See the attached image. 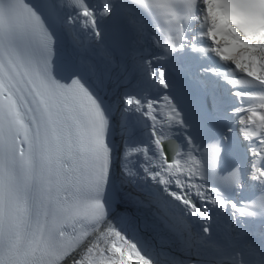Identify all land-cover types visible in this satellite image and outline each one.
<instances>
[{
    "label": "bare ground",
    "instance_id": "bare-ground-1",
    "mask_svg": "<svg viewBox=\"0 0 264 264\" xmlns=\"http://www.w3.org/2000/svg\"><path fill=\"white\" fill-rule=\"evenodd\" d=\"M195 19L198 29H204L206 24L213 22L211 10L203 6ZM75 21L70 27L72 28L74 25L73 30H79L81 34L74 41L75 46L73 48L75 49H73V52L76 54V50H81V53L77 55L81 70L87 75L91 86L96 91L110 98L111 108L114 112L122 108L128 114L133 115L134 107L144 106L146 105V99L147 102L148 99L151 100L149 97L150 92L142 84V78L136 79L138 62L132 61L128 57L113 58L110 54L104 52L101 47L97 49L94 45L85 47V42L88 39L82 31L86 28L87 22H84L81 13L75 18ZM250 58L251 60L261 58L264 63V35L258 46L250 50ZM141 61H147V58L143 57ZM129 97H135L143 104H129L127 102ZM160 99H162L161 96L154 98L153 103L161 105L162 101ZM120 103H123L122 107H120ZM120 124L122 127L124 126V123L121 122ZM125 126L126 134L124 135L120 131L118 134L124 141L123 147H121V156L119 152L118 160H121L122 170L126 171V175L134 176L133 183L136 184L135 179L140 173L142 165L140 163H150L151 158L155 159L157 154L155 147L150 142L151 140H144L143 144H139L141 155H138L139 152L135 149L134 143L135 138L140 137V132L134 133L136 125ZM145 146H150L151 148V158L149 160L143 155ZM118 163L120 165V162ZM147 192L148 189L144 186L141 194L144 195ZM149 193H151L150 190ZM141 201L146 200L143 198ZM152 201L154 202H152L154 208H149L144 202L122 197L120 207L99 228L92 231L61 264L78 262L90 245L95 246L101 242H106L110 247L114 248L119 264L123 262L122 252L130 250H132L133 256L126 254L131 258L132 263L130 264H243L239 260L236 244L233 242L219 243L215 239L208 240L201 235L198 236V241L194 242L198 246H194L193 250L190 251L183 247L181 250L176 251L173 245V238L176 240V234L169 228L170 224H167L166 221H172L176 227L180 228V237H186L187 232L181 227L180 223L174 220L173 215L168 217L167 213H165L170 212L173 208H166L165 211L164 207L160 206L156 199H152ZM123 209L129 210L124 211ZM144 230H149L147 236L143 234ZM125 233L131 239H126ZM227 239L229 238L227 237ZM133 240L139 243V250L137 245L132 242ZM226 245H229V249H226ZM146 252L149 256H143V253ZM111 261L112 264H116L112 258ZM263 262L264 254L257 257V263L255 264H263Z\"/></svg>",
    "mask_w": 264,
    "mask_h": 264
},
{
    "label": "snow or ice",
    "instance_id": "snow-or-ice-1",
    "mask_svg": "<svg viewBox=\"0 0 264 264\" xmlns=\"http://www.w3.org/2000/svg\"><path fill=\"white\" fill-rule=\"evenodd\" d=\"M136 3L140 6L154 12L160 19L169 17H175L177 15V11L179 9V4L177 0H136ZM0 6H3V15L10 21L8 28L0 33V43H2L5 47L13 49L19 56H24L27 54L29 48L33 43L36 42L38 29L36 25L32 22L31 19L25 17L23 26L17 28L13 21L20 17L22 14L18 8V5L15 3L13 4H4V0H0ZM31 8L33 13H38L39 18L43 20L39 9L34 6L33 4L29 3L27 5ZM186 7V6H185ZM238 9L246 10L249 5L239 4L235 6ZM108 9H105V13H107ZM84 19L87 20L89 17H94L92 12L85 11L84 12ZM44 21V20H43ZM95 23V21H93ZM40 43H43V38H40ZM153 78L158 80V83L164 87H167L165 82V74L164 71L161 69L158 71L152 72ZM164 100L168 101V96H164ZM129 104H143L140 100L135 97H129L128 101ZM155 105L148 103L147 108L145 111H149L150 109L154 108ZM260 107L264 109V99L261 100ZM256 113L253 111L252 116L248 117L247 120L242 119L241 124L244 125L242 131L243 135L247 139H253V135L251 132L248 131L247 124L248 121H252L255 123L254 117ZM175 116V113L171 111L170 108V119ZM260 121H264V115H260ZM261 130L259 131L256 137L260 138V147L252 149V156L255 160H264V125H260ZM255 131V129H253ZM209 148L214 154L219 152V148L216 145H210ZM253 178H259V181L264 182V168L257 167L255 164L253 165ZM117 199H119V195L117 194ZM117 207L119 208L120 205L118 204ZM124 211H128L129 209H123ZM126 239H131L125 233ZM137 245V249L139 250L138 242L136 240L132 241ZM22 250L11 241L9 235L4 232H0V264H22L21 261ZM71 255V254H69ZM74 264H93L92 258L89 256L85 258L81 256L79 261H74Z\"/></svg>",
    "mask_w": 264,
    "mask_h": 264
},
{
    "label": "rangeland",
    "instance_id": "rangeland-1",
    "mask_svg": "<svg viewBox=\"0 0 264 264\" xmlns=\"http://www.w3.org/2000/svg\"><path fill=\"white\" fill-rule=\"evenodd\" d=\"M77 42H79V41H77ZM122 106H123V103H122ZM119 162H121V161H119ZM139 163H138V165H140ZM142 173L139 175L140 179L137 178L138 184L133 183V178L132 177L128 178L130 180L129 182L132 183V186L135 187L134 191H142V190H144L141 187V185L145 186V179H144L145 178L144 177L145 174H142ZM130 186H131V184H130ZM133 199H134V196H131V200H133ZM143 233L145 235H147L148 234V230L143 231ZM173 241H177V239L174 240V238H173ZM173 245L175 246V250L176 251H179V250L182 249L181 246H178L176 242ZM90 246L86 250V252L84 253L83 256L85 258L90 256L92 258L93 264H112L111 258L115 261L116 264H119V261L116 259V256H115L114 248L110 247V245H108V243L101 242L98 245H95V246L90 245ZM185 248H187V249H189L191 251V250H193L194 246L192 244H189V245H185ZM126 254L128 256H132L133 252H132V250L122 252V261H123L122 264H130V263H132L131 260H130V257L126 256ZM143 256H149V255L146 252V253H143Z\"/></svg>",
    "mask_w": 264,
    "mask_h": 264
}]
</instances>
